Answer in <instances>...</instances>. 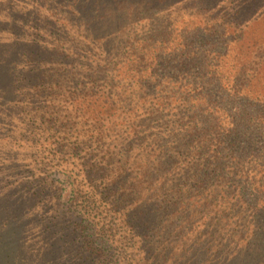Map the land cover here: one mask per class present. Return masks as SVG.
<instances>
[{"label": "trees", "instance_id": "obj_1", "mask_svg": "<svg viewBox=\"0 0 264 264\" xmlns=\"http://www.w3.org/2000/svg\"><path fill=\"white\" fill-rule=\"evenodd\" d=\"M50 1L0 0V122L47 134L59 156L49 168L64 169L72 187L62 201L46 165L24 191H0V264H125L116 244L144 252L136 264H155L197 220L194 245L209 247L183 264H207L206 251L233 242L221 264H264V102L231 72L235 49L250 53L264 0H235L222 21L203 25L231 36L204 60L192 30L171 43L152 23L122 41L129 23L153 20L172 0Z\"/></svg>", "mask_w": 264, "mask_h": 264}, {"label": "rangeland", "instance_id": "obj_2", "mask_svg": "<svg viewBox=\"0 0 264 264\" xmlns=\"http://www.w3.org/2000/svg\"><path fill=\"white\" fill-rule=\"evenodd\" d=\"M170 3L164 1L165 4L153 15V20H148L144 22H138L137 20L129 23V25L122 31V41L131 40L136 33H141L145 28L149 27L150 24H154L164 32L163 37L168 39L171 43H175L178 39L186 32L192 30L189 33V37L193 40L194 45L197 47V56L201 59L213 58L204 49L208 48L212 43L217 47L224 42H229L231 36L222 35L219 32L208 31L210 29L204 30L203 26L205 24H212L214 19L217 23L226 13L230 11L235 5V0H172ZM15 3L19 2L21 4H26L28 6L34 5H44L47 9V5L53 1L50 0H14ZM54 9L59 10L54 6ZM258 10V8H257ZM60 11V10H59ZM256 12V11H255ZM145 13L147 16H151L152 10L146 9ZM66 15V13H64ZM252 17V15H251ZM222 21V20H220ZM226 21H230L227 19ZM242 21V20H241ZM149 24V25H147ZM127 25V24H124ZM143 26V29L140 27ZM172 30L169 34H166L167 29ZM202 26V27H200ZM242 26V23L240 24ZM63 30V29H62ZM61 30V32H62ZM48 32V31H47ZM49 33V32H48ZM64 36L71 43V39L75 43H79V40L68 31H64ZM129 35V36H128ZM248 37L252 43L249 48V55L244 54L242 51L235 49L234 55L236 64L231 72L234 74H242L244 77L248 76L244 82L250 95L264 102V21L260 23H255V25L250 29ZM56 39V36H51V41ZM201 43H203L201 45ZM79 47H84V49L90 51L89 47H86L83 42L79 43ZM212 49L220 51V48L213 47ZM203 50V51H202ZM231 59V55L229 57ZM201 70V67H192L191 73H197ZM203 70V67H202ZM246 90V91H247ZM22 125L18 121H3L0 122V191L5 188L12 189L15 186H19L22 191V186L24 181L30 179L31 176H37L40 169L48 166L46 171V176L48 181L56 185L58 188L63 189L62 191V201L66 202L70 196V190L72 187L73 177H69L67 173L64 172L62 168H49L50 161H56L59 158L58 155L54 154L55 146L49 144V141L45 142L47 134L37 135V130H27L21 129ZM40 138V139H39ZM264 139V135L258 136L257 144H261ZM37 140L38 142H34ZM53 140L50 139V143ZM263 150V149H262ZM264 152V151H263ZM15 167V168H13ZM15 169V170H13ZM16 189V188H15ZM46 202L55 205L54 201L46 198ZM41 208L40 205L32 207L30 212H36ZM246 221L252 217L250 211L245 212ZM201 220L195 221L192 227H187L183 232L185 235H175L169 238L168 246L171 248L168 251L170 254L165 259H159L155 264H183L187 261L191 263L190 257L192 256V251L195 248H207L209 244L204 241L194 245L195 231L199 227ZM109 219H106V223ZM89 233H93L92 231ZM224 234V233H223ZM117 238V235L115 236ZM203 238V237H199ZM37 246L40 245L38 239H34ZM203 240V239H202ZM210 239H207V241ZM97 244L103 247V249L108 248V244L104 243V239H97ZM186 245L187 252L181 255L182 260H178V255L181 253V249ZM117 249H112L114 258L117 259L118 263L124 262L125 264H136V261L140 259L144 252L135 251L131 248L130 244H126L124 247H119L116 244ZM115 247V245H112ZM234 242L229 245L230 250H226L223 254L214 255L211 251H206V259H210L207 264H221L234 249ZM114 259V260H116ZM123 260V261H122ZM264 263V258L262 259ZM149 259L147 262H151ZM195 264H205L200 262V260Z\"/></svg>", "mask_w": 264, "mask_h": 264}]
</instances>
